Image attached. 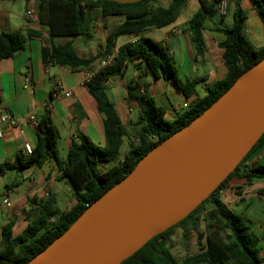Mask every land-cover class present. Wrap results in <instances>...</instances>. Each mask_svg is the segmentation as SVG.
Instances as JSON below:
<instances>
[{
    "label": "trees",
    "instance_id": "obj_1",
    "mask_svg": "<svg viewBox=\"0 0 264 264\" xmlns=\"http://www.w3.org/2000/svg\"><path fill=\"white\" fill-rule=\"evenodd\" d=\"M155 1L120 4L101 0H37V22L47 28L50 39H69L63 45L42 47L41 58L45 65L77 71L90 69L95 61L110 58V62L84 84L102 116L105 146L98 147L79 133L77 140L70 144L65 159L61 160L57 150L59 133L49 113L46 111L38 118L36 142L31 154L18 152L13 162L0 163V175L8 170L21 172L31 167L41 168L53 160L61 178L71 187L75 203L68 211H61L56 199L47 197L36 204L39 210L33 219H30V212L22 210L27 226L18 236L12 233L14 223L7 222L1 229L0 264H26L34 258L62 235L93 202L131 173L141 158L193 121L243 73L264 58V46L255 47L246 36L247 11L242 5L243 0H197L199 9L186 23L195 57H202L206 51L203 39L206 22L217 13L224 19L226 15L219 12L220 6L225 4L227 11V6L232 4L231 25L216 29L224 36L218 44L225 68L224 78L207 87L205 95L193 100L172 122L165 118V110L147 94L146 85L130 80L125 86V102L133 103L137 110L131 137L107 95V83L116 76L125 75L129 63L138 62L154 80L173 81L185 99H190L199 83L181 81L169 50L160 42L140 36L145 31L162 29L174 23L188 0H170L166 7L155 6ZM246 1L264 26V0ZM94 10L99 11L101 18H121L122 22L107 33L104 44L97 47L95 54L79 57L72 40L92 39L93 24L88 14ZM39 35L30 30L24 34L0 32V62L22 51L25 38ZM131 35L137 36V39L117 48L119 38ZM125 142L128 151L121 158L120 149ZM259 150L264 154V134L237 168L190 215L153 237L120 264H264L258 249L259 237L252 231L247 219L234 213L222 196L224 188L233 180L250 186L254 179H264V164H247ZM109 164L111 167L98 170L99 165L105 168ZM256 195L264 201V189L257 190ZM30 204H34L33 200ZM176 229L181 230L184 240L191 234L196 235V253L182 258L172 254V237Z\"/></svg>",
    "mask_w": 264,
    "mask_h": 264
},
{
    "label": "crops",
    "instance_id": "obj_2",
    "mask_svg": "<svg viewBox=\"0 0 264 264\" xmlns=\"http://www.w3.org/2000/svg\"><path fill=\"white\" fill-rule=\"evenodd\" d=\"M169 2L170 0H156L154 5L166 7ZM0 3H4L0 4V32L24 34L26 30H30L40 34L39 37L25 38L22 51L0 62V112L9 113L14 122V125L2 124L0 126V163L13 162L18 152H24L25 146L34 147L36 131L30 124L29 117L33 115L38 120L46 111L59 133L57 150L61 160L65 159L70 144L77 140L76 135L79 133L86 136L96 146L104 147L102 116L98 113L94 100L88 94L84 80L87 75L96 73L106 66L110 62V58L106 61L97 60L90 69L77 71H72L67 67L45 65L41 58L42 47H49L51 44L63 45L69 39H50L47 28L40 26L37 22V0H30L29 2L23 0L0 1ZM242 5L247 11L245 25L247 38L255 47L264 46V26L259 16L251 9L246 0H243ZM21 7H24L23 12ZM227 7L224 19L220 18L217 13L216 16L206 22L203 32L206 51L202 57H195L194 48L186 28V23L199 9L197 0H188L186 7L175 22L168 27L145 31L140 35L149 37L151 34L157 33L160 38L158 42L166 47L173 56L180 80L201 83V89H198L197 84L195 93L190 99H185L182 104L186 102L190 104L193 100L202 98L207 87L224 78L225 68L221 60V50L218 48V44L224 40V36L216 29L231 25L232 4ZM188 9H191V17L182 19L183 13ZM28 13L31 15L29 16ZM93 15L96 17L92 18L93 37L86 43H96L98 47L104 44L107 33L120 24L122 19L101 18L98 12H94ZM136 39L137 36L133 35L121 37L117 40V48L134 42ZM74 40L72 43L77 53ZM193 62L196 63L197 67L193 68ZM130 80H138L146 85L147 94L154 102L155 100L159 102V106L165 110V118L168 121H174L184 111L177 110L180 106H172L164 93L158 89L161 80H154L144 72L138 62L133 61L128 64L125 75L116 76L107 83V95L127 129L128 123L131 124L137 120L135 105L125 102V86ZM58 86L71 91L72 96L69 98L58 97L56 95ZM53 163L56 167L55 162L51 160L41 168L31 167L21 172L8 170L5 174L0 175V239L1 229L9 221L14 223L13 236L20 235L27 226V221L24 220L21 213L22 210L30 212V219H33L38 215L39 208L36 204L47 197L53 196L61 211H68L74 205L72 191L64 193L63 190L67 186V182L61 178V173L57 167H53ZM261 164L264 163L261 162ZM46 165H48V170H45ZM109 167H111L110 164L105 166V168ZM236 181L239 182L236 189L243 188L242 193L237 195L235 194L236 189H232L233 194L223 197L225 201L227 198L230 199L229 202H225L226 205L229 207L230 203L234 204L238 208V212L232 211L247 220L250 218L251 211L254 213V208L259 207L261 214H263L264 201L256 195V191L264 189L262 186L264 179H254L250 186H244L243 181ZM225 188L231 189L230 186ZM250 191L255 192L251 194ZM63 193L67 202L66 207L61 209L59 204H61ZM31 200L34 204H30ZM249 222L251 227L253 221L250 220ZM254 224L260 225V229H254V231L260 239L258 249L264 258V221L257 219Z\"/></svg>",
    "mask_w": 264,
    "mask_h": 264
},
{
    "label": "water",
    "instance_id": "obj_3",
    "mask_svg": "<svg viewBox=\"0 0 264 264\" xmlns=\"http://www.w3.org/2000/svg\"><path fill=\"white\" fill-rule=\"evenodd\" d=\"M263 134L264 58L26 264H120L190 215Z\"/></svg>",
    "mask_w": 264,
    "mask_h": 264
},
{
    "label": "rangeland",
    "instance_id": "obj_4",
    "mask_svg": "<svg viewBox=\"0 0 264 264\" xmlns=\"http://www.w3.org/2000/svg\"><path fill=\"white\" fill-rule=\"evenodd\" d=\"M18 2H22V1H18ZM0 4H4V3H0ZM12 4V3H11ZM191 9H188L186 10L183 15H182V19L186 18V17H191L192 13L190 12ZM21 11L23 12L24 11V7H21ZM94 12H98V10H94L92 12H89V17L91 18H96L93 14ZM113 20L114 19H118V18H112ZM180 21V20H179ZM149 38L153 39L154 41H159V37L157 36V33H153L149 36ZM74 45L76 47V50H77V54L79 56H83V57H88L90 55H93L95 54L96 50H97V46H96V43L95 44H89V43H86V41H83L82 39L78 38V39H75L74 40ZM193 64V68L197 67L196 66V63H192ZM194 75V74H193ZM181 76V75H180ZM198 89L200 90L201 89V83L198 84ZM158 89L160 91H162V93H164V95L167 97V99L169 100L170 104L172 106H181L182 103L185 101V98L183 96V94L181 93V91L177 88V86L173 83V81H170V80H167V81H163L161 80V82L159 83L158 85ZM155 104L157 106H159V102L157 100H155ZM135 115H137L135 113ZM128 127V132H131L130 133V136L132 137L133 136V132H134V128H133V123H128L127 125ZM128 151V145H127V142L124 143V145L121 147L120 149V156L124 155V153H126ZM258 152V151H257ZM255 153L253 154L247 164L250 165L252 163H256V162H262L264 163V155L260 152L258 153ZM60 153H61V150H60ZM60 156H63L62 154H60ZM64 157V156H63ZM102 166V165H101ZM53 167L56 168L54 166V163H53ZM105 170L106 168L104 167H101L100 168V165L98 166V170ZM45 170H48V165H46L45 167ZM259 183H262V182H259ZM239 185V182H237L236 180H233L231 181L228 186L231 187L230 188H224L223 192H222V196L224 197L225 195L227 196H230L231 194H233V190L232 189H236V187ZM262 186L264 188V183H262ZM242 190L243 189H238L236 190V192L238 193H242ZM64 193H67V192H70L71 191V187L67 184L66 187H64ZM67 191V192H66ZM255 191H250L251 194H253ZM64 193L62 195V198H61V204H59V207L61 209H63L64 207H66V202H67V199L65 198L64 196ZM68 197H70V195L68 194ZM230 199H226V201L224 200V202H229ZM68 202H69V199H68ZM0 203H1V198H0ZM229 204V203H228ZM67 207H69V204H67ZM229 207L231 210L235 211L236 213L238 212V208L234 205V204H229ZM254 213H252L251 211V214H249L250 218L249 220H247L248 222V225L250 226V220L253 221L252 224H251V227L254 231V229H257L259 230L260 228V225L259 224H254L255 223V220L259 219V221H264V213L261 214V209L259 207L257 208H254ZM250 213V211H249ZM246 219V218H245ZM201 229H203L202 227V224L200 226ZM255 234L257 235L256 231H254ZM258 236V235H257ZM172 241L174 243V246L172 248V254L177 257V258H182V257H185V256H189V255H192L194 253L197 252V247H196V235L195 234H191L186 240L183 239L182 237V232L180 229H176L174 231V234H173V237H172Z\"/></svg>",
    "mask_w": 264,
    "mask_h": 264
},
{
    "label": "built area",
    "instance_id": "obj_5",
    "mask_svg": "<svg viewBox=\"0 0 264 264\" xmlns=\"http://www.w3.org/2000/svg\"><path fill=\"white\" fill-rule=\"evenodd\" d=\"M219 12L222 13V14L225 13V4H222L220 6ZM28 15L30 16L31 13H28ZM93 75H94V73H91V74L87 75L85 80H84V84L88 83L91 80V78L93 77ZM56 95L58 97H61V98H69V97L72 96V93H71V91L65 90L62 86H58ZM188 106H189V104L186 102V103L182 104L177 110H185V109L188 108ZM29 122L36 129L38 122H37V119L35 118V116H33V115L30 116L29 117ZM2 124L14 125L13 118H12V116L9 113L0 112V126ZM31 151H32L31 147L25 146V148H24V153L25 154H31ZM7 206H8V203H7Z\"/></svg>",
    "mask_w": 264,
    "mask_h": 264
}]
</instances>
